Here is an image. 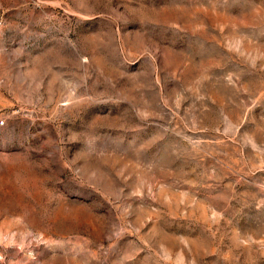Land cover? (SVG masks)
I'll return each instance as SVG.
<instances>
[{
  "label": "rangeland",
  "instance_id": "rangeland-1",
  "mask_svg": "<svg viewBox=\"0 0 264 264\" xmlns=\"http://www.w3.org/2000/svg\"><path fill=\"white\" fill-rule=\"evenodd\" d=\"M0 264H264V0H0Z\"/></svg>",
  "mask_w": 264,
  "mask_h": 264
}]
</instances>
